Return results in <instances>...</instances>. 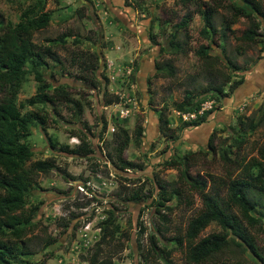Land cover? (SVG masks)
I'll use <instances>...</instances> for the list:
<instances>
[{"label":"rangeland","instance_id":"rangeland-1","mask_svg":"<svg viewBox=\"0 0 264 264\" xmlns=\"http://www.w3.org/2000/svg\"><path fill=\"white\" fill-rule=\"evenodd\" d=\"M33 1L0 0V21L4 26L0 34L9 27V22L16 23L20 11ZM44 2V9L51 13L50 21L44 28L32 32L30 41L47 46L52 43L50 39L56 36L63 38L62 43L51 44L55 56L47 57L50 67H46L44 72L53 84L66 85L69 96L81 103V112L77 120L67 105L50 104L47 107L46 133L39 126L31 127L32 134L28 141L34 155L25 161L24 166L33 172L32 186L35 188L31 192L30 203L38 200L41 203L34 217L38 227L28 235L31 244L28 249L33 255L27 259L30 264H87L91 247L98 238L96 221L104 217L105 211L113 205L115 220L129 238L122 240V236L116 235L110 239L106 247H111L112 263L145 264L143 252L148 248L146 235L158 234L155 224L158 219L149 200L117 201L118 196H123V186H140L144 191H149L151 197L157 196L154 194L157 188L155 179L163 181L167 188L176 187L179 198L172 197L168 201L170 209L161 210L166 213L169 226L158 234L161 243L167 241L171 246L174 243L172 238L184 231L186 219L202 208L197 193L179 178L183 165L167 163L171 155L182 157L187 153L190 174L204 178L205 189L222 198H225L227 180L242 173L245 161L256 157L264 163V158H260L258 153V149L264 145V117L256 127H248V118L257 119L264 104V0H259L262 16L258 17L260 25L253 42L238 39L248 21L246 17L232 12L230 0H126L125 5L123 0ZM205 5L212 7V23L217 27L211 38L199 33L202 20L197 10ZM185 15L188 17L185 26L176 28ZM172 30H175L173 38L170 36ZM75 37L77 42L73 41ZM170 37L173 43L179 44L176 51L168 46ZM200 44L209 46L211 59H208L212 69L230 72L231 67L226 59L238 65V76H243L242 83L229 89L230 82H227L223 89L227 93L219 101L206 97L204 100L212 101L211 109L215 110L195 127H186L179 133L174 129V135L178 133L175 140L158 132L157 121L151 123L153 127L148 125L145 128L149 115L157 118L159 113L167 118L169 127L179 126L182 121L175 114L176 103L181 101L187 90L202 93L203 87L212 85L206 81L208 74L202 73V59L195 52ZM94 51L97 54L92 61L94 69H82L80 65L84 54ZM106 52L111 60L106 58ZM215 54L219 57L214 58ZM166 60L172 64V75L154 69L158 63ZM51 65L55 67L54 74L49 73ZM126 65L130 67L128 76L123 72ZM252 71L257 73L251 79L249 72ZM111 74L113 79H110ZM104 77H107L105 87ZM216 78L222 79L219 75ZM35 87L36 82L29 76L17 99L33 95ZM103 88L108 93L118 92L130 98L132 102L125 103L129 109L125 116H119L121 108L113 103L106 105L102 102ZM122 118L126 120L120 124ZM104 120L106 126L100 137L94 135L90 138L93 152L87 157L58 152L47 140L46 135L52 134L58 143L65 142L71 147L77 143L80 127L87 126V131L94 134ZM136 123L143 126L140 141L133 138L132 128ZM120 125L130 135L122 158L141 164L139 169L129 168L118 172L106 158L110 151L111 132ZM237 133L243 135V142L238 147L230 144L231 137ZM208 136L212 138L210 146ZM221 151L226 153L228 160L220 157ZM46 157H52L54 163L69 176L66 174L63 178L56 168L47 172L35 170L36 162ZM18 172L19 167L15 173ZM183 196L191 198V201L187 202ZM260 199L264 204V195ZM57 218L67 220L66 227L59 225ZM136 218L145 226L138 235L140 246L137 249L134 240ZM247 227L253 235L257 252L264 257V223ZM220 230L218 224L209 222L199 231L198 237ZM47 234L54 240L42 249L40 241ZM170 253L168 259L172 263L183 264L181 252L174 249ZM220 254L234 264H261L259 259L237 251L233 244L222 249ZM154 260L165 264L160 257ZM14 264L24 263L18 261Z\"/></svg>","mask_w":264,"mask_h":264},{"label":"trees","instance_id":"trees-1","mask_svg":"<svg viewBox=\"0 0 264 264\" xmlns=\"http://www.w3.org/2000/svg\"><path fill=\"white\" fill-rule=\"evenodd\" d=\"M213 1L216 2V0ZM44 4V0H34L26 4L20 11L19 20L13 24L9 22V27L5 28V32L0 34V264H14L18 261L30 264L27 258L33 255L28 249V246L31 245L28 235L32 234L38 227L37 220L34 217L37 215L36 211L40 207L41 200L30 203L31 195H33L31 192L35 188L32 186L33 172L32 169L24 166L25 161L34 155L28 141V137L32 134L31 127L39 126L43 133H46L49 117L47 107L50 104L57 103L59 105L62 103L67 105L71 108L73 115L77 116V120L81 112V103L69 96L66 85L53 84L48 79L47 73L44 72L46 67H50L47 57L55 56L51 51V44L62 43L63 38L56 36L49 40L52 43L47 46H41V44L38 45L30 41L32 32L44 28L50 21L51 13L44 9ZM123 4H127L126 0H123ZM230 6L235 15L246 17L248 21L247 27L238 39L241 42H253L256 35H258L257 28L260 25L258 17L259 15L262 16V12L259 10V0H230ZM197 12L200 13L202 20L199 33L211 38L210 36L217 31V27L212 23V7L205 5ZM187 20L188 17L183 16L176 28L184 27ZM3 29L4 26L0 21V30ZM174 31L170 32L172 38L175 37ZM171 37L167 40L168 46L176 51L179 44L173 43ZM73 41L77 42L78 39L75 37ZM208 48L209 46L200 44L195 52L200 60L202 59L203 65L200 68L202 73L208 74L206 81L209 84L212 83V85L209 88L203 87L202 93L187 90L181 101L175 105L179 111L197 110L200 102L206 97L219 101V98L227 93L223 90L227 82H230L228 84L229 89H233L242 83L243 76H238L239 66L229 59H226V62L230 64L231 73H224L211 68L209 64L211 57L208 54ZM213 56L214 58L219 57L217 54ZM96 57L95 51L84 54L81 60V68L92 71L94 69L92 61ZM54 68V65H51L49 73L54 74ZM154 69L156 72L173 74L172 64L168 60L158 63ZM218 75L222 79L216 78ZM29 76H32L36 82L35 92L33 95L18 100L17 94ZM130 79H133V73L130 75ZM104 80L103 87L107 83V77H104ZM206 92L209 95H204ZM118 101V94L108 93L103 88L102 102L104 104H112ZM26 107H33V109H26ZM213 110L215 108L202 111L195 118L180 122V125L175 128L169 127L167 118L159 113L157 115V130L161 135L175 140L182 129L199 125L206 119L207 114H210ZM263 117L264 104L257 119L248 118V127H256ZM125 120L126 118L120 119V124H123ZM104 126H106L105 120L100 123L99 130H96L97 132H94V134L87 131V126H84L85 128L80 127L76 136L78 137L77 143L71 147L65 142L58 143L52 134L46 136L48 142L58 152L87 157L93 152L90 138L94 135L100 137ZM142 127L140 123H136L132 128L133 138L136 141H140ZM174 129L178 132L176 135L173 133ZM111 133L110 151H108L106 158L113 163L116 171L122 172L129 168H141V164H135L122 158L124 148L130 139V135L123 128V125L115 126ZM211 139V136H208L209 146ZM230 141L231 145L235 144L238 147L243 142V135L237 133L231 137ZM258 153L261 156L260 158H264V145L258 149ZM225 154L224 151H221L220 157L228 160L229 158ZM187 156V153L182 157L171 155L167 159V163L183 165L179 170V178L183 179L194 193H197L201 199L202 208L186 219L184 231L172 238L171 241H174V243L171 246H168L167 241L161 243V236L158 234H161L169 226L168 217L161 210L170 209L171 205L168 204V201L172 197L179 198L180 194L176 187L167 188L163 181L155 179L154 183L157 188L154 194L157 195L156 197H151L149 191H144L140 186L130 188L126 185L123 186V196L117 197V201L122 203L149 200V205L153 206V214H156L158 219L155 222L158 234L148 233L146 235L148 248L143 252L145 264H159L154 260L156 257L162 258L165 264H174L168 259L170 252L174 249L181 252L183 264H202L203 262L234 264L224 259L220 254L221 250L229 244L235 245L240 253H245L253 259L257 258L261 264H264V257L257 252L253 235L247 227L259 226L264 223V204L260 201L261 196L264 195V163L256 157H251L245 161L242 173L227 180L226 189H224L225 198H222L218 194L209 193L205 189L206 180L204 178H198L190 174L187 168ZM18 167L19 172L16 174L15 171ZM51 168L58 169L63 178L66 177L65 170L57 166L52 157L41 159L35 165L37 171L47 172ZM35 170L33 169V171ZM67 176L69 175L67 174ZM121 178L123 180L128 179V177ZM185 197L187 202L191 201V198ZM185 197L183 196L184 200ZM114 209L115 206L111 205L105 211V216L96 221L98 238L91 247V252L86 261L87 264H113L111 247H106L109 246L110 239L116 235L122 236V240L129 238V235L127 237V234L122 232L120 225L116 222ZM57 219L59 225L66 227L65 222L67 220ZM209 222L218 224L221 230L198 237L199 231L206 227ZM134 223L137 227L134 237L137 249L140 246L138 235H141L145 226L138 218L135 219ZM53 240L47 234L40 241L42 244L40 247L42 249L46 248ZM148 259H151V261H147Z\"/></svg>","mask_w":264,"mask_h":264},{"label":"built area","instance_id":"built-area-1","mask_svg":"<svg viewBox=\"0 0 264 264\" xmlns=\"http://www.w3.org/2000/svg\"><path fill=\"white\" fill-rule=\"evenodd\" d=\"M130 62H131V60H130ZM124 67H123L124 68L123 72L125 73V76H128V72L130 70V67L128 65H126ZM113 78H114V76L111 74L110 75V79H113ZM116 94H118L119 101L115 102L113 104H114V106H117V107L121 108L120 109L121 115H119V116H125L129 112V109H128V107L125 106V103H131L132 101L126 95L124 96L122 94H119L118 92ZM211 102L212 101L203 100V101L200 102V106H199V108L197 110H195V111H192V110L179 111L177 109L175 111V114L182 122H185V121H188V120H191V119L195 118L197 114H200L205 109L206 110H207V108L210 109L211 106H212Z\"/></svg>","mask_w":264,"mask_h":264},{"label":"crops","instance_id":"crops-1","mask_svg":"<svg viewBox=\"0 0 264 264\" xmlns=\"http://www.w3.org/2000/svg\"><path fill=\"white\" fill-rule=\"evenodd\" d=\"M106 1L108 2V0H106ZM110 11L112 12L113 10H110ZM105 56H106V58L108 57V56H107V52L105 53ZM108 59L111 60L109 57H108ZM249 73H250L249 77L252 79L253 77L255 78L257 72H253V71H252V72H249ZM254 83H255V81H254ZM250 84H251V83H250ZM147 121H148V123H147V125L145 126V128L148 127V125H149V126L151 125V126L153 127L154 125H152L151 123L156 122V121H157V118L154 117L153 114H151V115H149ZM156 126H157V124H156ZM196 128H197V127H196Z\"/></svg>","mask_w":264,"mask_h":264}]
</instances>
